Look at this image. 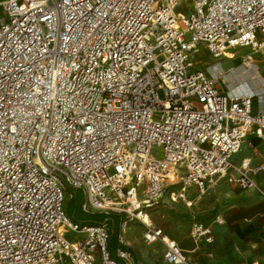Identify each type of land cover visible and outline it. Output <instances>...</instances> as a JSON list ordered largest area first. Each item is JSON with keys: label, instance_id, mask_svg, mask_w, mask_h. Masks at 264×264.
Segmentation results:
<instances>
[{"label": "built area", "instance_id": "obj_1", "mask_svg": "<svg viewBox=\"0 0 264 264\" xmlns=\"http://www.w3.org/2000/svg\"><path fill=\"white\" fill-rule=\"evenodd\" d=\"M0 6V264H137L121 233L111 255L105 221L66 216V186L82 192L84 216L131 214L121 207L148 208L166 189L176 203L189 187L203 194L222 182L264 201V162H232L248 135L264 144V94L230 95L224 73L193 60L203 45L245 69L264 62V0ZM142 225L165 264H192L160 228ZM192 233L212 242L201 225Z\"/></svg>", "mask_w": 264, "mask_h": 264}, {"label": "rangeland", "instance_id": "obj_2", "mask_svg": "<svg viewBox=\"0 0 264 264\" xmlns=\"http://www.w3.org/2000/svg\"><path fill=\"white\" fill-rule=\"evenodd\" d=\"M3 1L5 0H0V3ZM177 11L181 12V8L177 9ZM2 18V8L0 6V21ZM193 60L198 64V68L207 71L211 76L213 75L209 69L215 65H219L222 68L221 72L224 73L222 77L225 79L226 85H224L223 91L226 93L249 94L254 90H257L255 88L257 87L254 83L255 80L251 82V79L256 78L260 84V77L264 78L263 61L256 59L248 69H245L240 60L230 62L226 60L217 61L211 59L204 50L203 45L199 47L198 53L193 54ZM157 95L160 99H164L162 90H158ZM253 102L254 104L256 103L255 100H253ZM251 137L252 136L250 135L244 139L242 143V152L233 160L234 163L238 162V159L244 154H247L254 149L250 144ZM153 154L160 156L157 149L153 150L152 155ZM224 188V185H222L220 188H216L210 193H205L202 198L196 199L195 201L189 198L190 200L188 201L194 202L193 207L189 208H187L185 204L186 202L184 201H178L177 203L170 202L166 197V189L163 194L164 202L160 200L155 205L148 208L141 207L138 211H136V206L130 207L125 205L121 208L129 210L131 214L121 212V214H112V216L120 219L122 218L119 225V232L123 235L124 239L129 238L134 243L137 242L144 231L141 221L136 218L138 212L148 214L151 218L152 226L160 228L166 237L172 239L174 235H183V237L189 238L191 241V247L195 249L196 244H199L200 247L204 248L203 252L192 253L190 255L189 263L192 264H251L252 261L257 259L262 262L261 264H264V206L261 204L257 207L259 213L255 218L245 219L243 222V233L240 230L238 233L234 232L231 234L232 229L230 228L228 221L225 219L227 210L225 209L224 203H221V196ZM72 191L73 190L67 186L63 189L65 211L70 201V194ZM240 192L241 191H239V193L236 192V195L241 194ZM71 211L72 207H70L65 214L70 220H73ZM78 216H81L80 211ZM224 219L226 222H224L223 225H220L219 222H223ZM194 225H201L204 229H209L211 231L212 242L205 243L203 237L193 235L192 227ZM67 238L70 241L79 239L75 234H71ZM223 239H226L229 242L230 240L234 241L235 246L233 248L236 249L235 254L231 253V249L230 251L224 250V247L221 248V250L218 249L219 254L217 255L210 253L209 250L213 248L215 244L218 245ZM156 244L150 247L152 253H155ZM131 252L133 255L137 253L141 254V248L133 249Z\"/></svg>", "mask_w": 264, "mask_h": 264}, {"label": "crops", "instance_id": "obj_3", "mask_svg": "<svg viewBox=\"0 0 264 264\" xmlns=\"http://www.w3.org/2000/svg\"><path fill=\"white\" fill-rule=\"evenodd\" d=\"M236 94H230V95H236ZM251 136L252 137L250 139V144L252 145L254 149L251 152L244 154L241 158L238 159V162L236 163H234L233 160L238 155L233 157L232 162L237 167L240 165L242 159H248L249 161H251L253 166L264 162V144L255 135H251ZM258 183H259L260 188H264V180H258ZM222 185H224L225 188L221 196L222 198L221 203H224L225 209L227 210L225 219L230 224V228L232 229L231 234H233L234 232L238 233L240 230L243 233L244 231L243 222L245 221V219L255 218L256 215L259 213L257 207H259L261 204L264 206V201L258 189L241 190V189H238L235 185H230L225 182H222L219 185H216L215 187H212L211 189L206 190L203 194H200L194 187H189L187 190V195H186L187 198L186 200H184V202H186L185 204L187 208H189L190 206L188 205L190 203L194 205V202L188 201V200L192 199L195 201L196 199L202 198L205 195V193H210L216 188H220ZM239 191H241L240 192L241 194L236 195V192L239 193ZM225 219L223 223L226 222ZM142 234H144V231L142 232ZM142 234L140 235L136 243H134L129 238L124 239V242H125L124 245L126 248L130 250L141 248V254H138V253L135 255L132 254L135 262L137 264H165L163 261L164 248L161 242H156L157 244L155 243L156 250H155V253H152L150 250V247L153 246L154 244L148 245L147 243H145V241L142 238L143 237ZM170 240L172 241L174 240L178 244V246L181 247V249L185 253V256L187 257V261H190V255L192 253H188V252L194 249L193 247H191L190 239L187 237H183V235H174L172 239ZM223 241H226V242H223ZM223 241L219 242L218 245L215 244L214 247L209 250L210 253L217 255L219 254L218 249L221 250V248L224 247V250L230 251L231 249V253L235 254L236 249L233 248L235 246L234 241L230 240L229 242L226 239H223ZM234 249H235V252H234ZM256 262L257 263L259 262V264L262 263L257 259L255 261H252L251 264L256 263Z\"/></svg>", "mask_w": 264, "mask_h": 264}, {"label": "trees", "instance_id": "obj_4", "mask_svg": "<svg viewBox=\"0 0 264 264\" xmlns=\"http://www.w3.org/2000/svg\"><path fill=\"white\" fill-rule=\"evenodd\" d=\"M73 190V189H72ZM71 198L70 201L66 207V212L72 207L71 216L73 217V221L80 222L84 225H99L103 223L104 221L108 225V229L110 232V238L108 241V249L112 256L115 255V251L120 248L118 244V237H119V229H120V223L122 221V218H118L112 215H100V214H94V215H87L84 216L81 214L79 217V211L81 204L83 203V194L80 190H73L71 192ZM81 212V211H80ZM125 249V247H124ZM128 249V248H127ZM130 252L131 250L128 249Z\"/></svg>", "mask_w": 264, "mask_h": 264}, {"label": "bare ground", "instance_id": "obj_5", "mask_svg": "<svg viewBox=\"0 0 264 264\" xmlns=\"http://www.w3.org/2000/svg\"><path fill=\"white\" fill-rule=\"evenodd\" d=\"M210 72L212 73L213 76H216L217 74H219V72L222 71V68L218 65L213 66L212 68L209 69ZM257 85V87H255L257 90V92H259L260 94H264V78L260 77V84L259 82L256 80V78L251 79V82H253ZM246 82V81H245ZM247 83V82H246ZM245 86V85H244ZM246 87V86H245ZM248 94V93H245ZM245 94H241V95H245ZM242 152V149L240 150L239 153ZM173 176V175H172ZM173 179L175 180V177L173 176ZM188 206L192 207L193 205L190 203ZM141 203L139 202L138 204H136V211H138L141 208ZM136 218L139 219L141 221V223L147 224V225H152V221L151 218L148 214H144V213H139L136 214ZM223 222H219L220 225H222ZM204 248L200 247L199 244H196L195 249L190 250L188 253H201L203 252Z\"/></svg>", "mask_w": 264, "mask_h": 264}]
</instances>
